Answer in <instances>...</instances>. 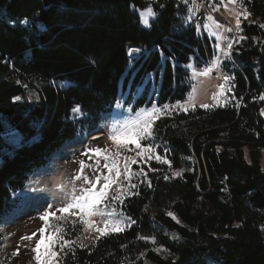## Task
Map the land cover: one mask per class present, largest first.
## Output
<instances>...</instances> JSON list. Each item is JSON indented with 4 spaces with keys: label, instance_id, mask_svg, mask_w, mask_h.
Here are the masks:
<instances>
[{
    "label": "trees",
    "instance_id": "obj_1",
    "mask_svg": "<svg viewBox=\"0 0 264 264\" xmlns=\"http://www.w3.org/2000/svg\"><path fill=\"white\" fill-rule=\"evenodd\" d=\"M199 1L209 12L218 3ZM149 6L157 15L144 29L138 12ZM190 7L191 0H0V264L20 255L5 250L3 234L17 195L55 151L104 122L121 79L128 102L138 93L134 111L151 108L155 94L157 107L185 100L183 66L195 58L201 67L214 55L192 29L198 10ZM244 7L252 15L241 19L239 35L229 33L235 42L222 68L234 79L224 104L171 109L157 120L150 142L170 164L152 162L147 177L132 181L139 194L117 204L136 223L73 244L59 264H264V0ZM135 49L139 58L129 60ZM151 74L149 98L143 82ZM74 106L84 113L77 121ZM5 130L21 137L6 142ZM65 229L70 241L83 233L78 223Z\"/></svg>",
    "mask_w": 264,
    "mask_h": 264
},
{
    "label": "snow or ice",
    "instance_id": "obj_2",
    "mask_svg": "<svg viewBox=\"0 0 264 264\" xmlns=\"http://www.w3.org/2000/svg\"><path fill=\"white\" fill-rule=\"evenodd\" d=\"M185 4L189 3V0H183ZM192 7L189 8V13H193V9H199L201 5L197 4V0H191ZM239 4L242 11L235 12V23L237 30L240 29L242 16L247 20L252 14L244 7V0H218V3L213 6V11H219L220 6H223L226 10L234 11V9H229V5ZM163 7V5H160ZM157 13L153 10L151 6L140 11L141 23L149 26V17H155ZM208 20L212 21L216 27L221 25L209 15ZM254 22V21H253ZM26 23V21H25ZM199 25L197 30H199ZM205 29L208 25L203 26ZM261 28H264V23L260 24ZM227 31L231 32L232 29L229 28ZM212 35H216L215 32ZM220 37L217 36V39ZM241 40L246 39V37L241 36ZM238 42V41H237ZM134 51H139L135 49ZM224 52L226 58H231L233 51V43L229 41L226 48L221 49ZM187 67H192V65H187ZM218 73L217 79L223 81L222 84L217 85L220 90V95H223L225 91V85L234 79L233 76L224 74L220 70L219 60L210 63L208 66L200 70H194V77H209L213 71ZM193 91H195V86H193ZM216 94H213V99L215 100ZM15 100H20L21 97L17 96ZM259 99L264 100V94H262ZM117 108L123 107V105L118 101ZM175 107H180L183 111L187 112L188 108L177 102V105L169 106L167 104L157 107L155 104L151 108H141L135 111V113L123 121H118L111 125L108 131V139L111 141L112 145L115 147V152H111L108 148H90L86 149L83 155H88L93 153L95 157H103L104 163L103 168L107 169V173H104L99 168V160H97L96 171L99 174H95L92 177L84 174V169L88 167L84 161L80 162V172L75 175L70 181L71 187L65 183H58L57 189L58 194L61 195V207L57 208L55 211H51L53 204L49 203L47 208L40 214L39 219L43 221V226L38 229L39 239L36 240L35 246L31 249L34 253V259L36 264H59V254L64 253L67 248L68 251H72V245L74 241L65 239L67 231L65 225L68 229L75 231L77 222L83 226L85 231L93 230L96 235L94 239H99L102 236H107L112 233H122L127 227H131L136 221L132 220L131 217L125 216L122 212H117L116 208L112 206L113 202L123 204L124 191H128L132 195H138L139 192H131V189H136L137 185L130 183V178L133 175H139V173L132 172V165L136 164L137 157L145 160L155 159L158 162L170 164L166 157L156 153V149L159 145L154 143H144L142 141H153L156 136V121L161 119L165 115H171V109ZM203 108H211L212 105L203 104ZM74 112L79 113L81 111L80 107L77 106L73 109ZM129 112L132 109L128 108ZM261 113L264 114V109H261ZM133 146V147H130ZM167 151V149H165ZM134 152L135 155H125L124 153ZM90 159L92 157H89ZM123 160V170H121L120 159ZM143 173V169L140 170ZM152 171H158V169H152ZM173 175L179 176L181 172H175ZM147 177V173H144ZM165 180L169 179L168 176L164 177ZM124 180L129 181V187L125 189L123 184ZM76 181H81V185L77 187ZM149 187H151V182L148 181ZM113 185L116 189H113ZM124 190V191H117ZM110 209V210H109ZM147 210V206L145 207ZM57 212L60 215H57ZM173 219H176L171 212L168 213ZM53 218L56 221H63V224L57 223L56 225H50L49 218ZM104 217L103 226L97 225L94 218ZM177 223L179 221L177 220ZM51 229V231H49ZM48 232L46 235L45 233ZM36 233L31 236L23 237L22 239L32 240ZM175 238V237H174ZM138 239H143L146 242L150 241L155 244V237H145L140 236ZM83 246V245H81ZM157 251H168L164 249L163 246L156 249ZM14 253L13 255H15ZM143 255V253H141ZM175 264V262H174Z\"/></svg>",
    "mask_w": 264,
    "mask_h": 264
},
{
    "label": "rangeland",
    "instance_id": "obj_3",
    "mask_svg": "<svg viewBox=\"0 0 264 264\" xmlns=\"http://www.w3.org/2000/svg\"><path fill=\"white\" fill-rule=\"evenodd\" d=\"M154 1V0H149ZM212 1V0H211ZM218 2V0H216ZM198 5H201L200 1L197 2ZM229 9H234V11L226 10L223 6H220L218 14L219 16L225 20L228 24L233 25L234 33L239 35L240 30H237L235 23V12L242 11V8L239 4L233 6L229 5ZM195 9V8H194ZM212 9V8H211ZM196 10V9H195ZM138 16L140 19V26L144 29L150 28V23L154 20L155 17H149V26L141 23L140 12H138ZM208 16H204L201 23L198 25L199 30L196 33L200 36H206L212 44L214 50V57L208 61L205 65L199 67L197 65V61L195 58H191L190 61L183 67L185 73L188 75V92L185 96V100L180 103L189 109L200 107L202 109H206L201 107L203 104H209L213 106H221L227 99V95L230 92L229 83L225 85V91L223 95H220V90L217 85L222 84L223 81L217 79L218 73L214 70L211 76L209 77H194L193 71L200 70L204 67L208 66L210 63L219 60L220 70L224 74H227L223 70V65L227 62L228 58L225 57L224 52L221 49L226 48L227 43L229 41L232 42V38L229 37V33L232 36L231 32L227 31V28L223 25L220 27H216L212 21L207 19ZM226 17L227 19H224ZM243 17H240V20ZM207 24L208 28L205 29L203 26ZM215 32L216 35H212ZM217 36L220 37L217 39ZM187 65H192V67H187ZM133 75L130 81L134 79ZM153 77V76H152ZM149 79V76H146ZM154 78V77H153ZM122 82L121 79L119 84V96L118 100L123 107L117 108V103L111 112L104 114V122L103 126L106 128L103 131H107L102 133V137L100 140L96 142H90L89 140H83L81 137L77 136L76 138L68 141L60 150H57L51 156L50 163L44 168L37 171L28 186L17 195L18 198V208L14 209L9 215L4 217L3 220V234L7 239V245L5 246V250H9L11 247H16L14 253L20 252L19 257L13 256L11 260H6L3 264H36L34 259V253L31 249L35 246L36 240L39 239V231L38 229L43 226V221L39 219L40 214L47 208L48 204H53V208L51 211H55L57 208L61 207V195L58 194L57 184L65 183L71 187L70 181L75 175H78L80 172V162L84 161L88 167L84 169V174L89 177L94 176L95 174H99L96 171L97 169V160H99V168L104 173H107V169L103 168V157H95L93 153H89L88 155H83L86 149L90 148H108L111 152H115V147L112 145L111 141L108 139V131L111 125L118 121H123L125 118L131 117L136 110L134 111L133 105L135 100L138 98L136 95H133V100L128 102L129 88L130 85L127 86L125 91H122ZM148 84V82H146ZM193 86H195V91H193ZM151 93L149 94V98L153 93V86H150ZM157 88V87H156ZM213 94H216V99H213ZM128 102V104H127ZM156 103V94L153 96V104ZM132 109V112L128 111V108ZM76 108V107H75ZM146 108V107H145ZM264 109V108H263ZM180 110L183 111L180 107H175L172 111ZM73 114H78L80 116V112L76 113L72 111ZM185 112V111H183ZM261 116L264 118V114L261 113ZM150 141H142L141 143H149ZM130 147H133L130 145ZM157 153V151H156ZM125 155L134 156L135 153H124ZM89 157H92L91 159ZM137 163L132 165V172L139 173V175H133L130 178V183L132 184L133 180H139L145 173V168H149L152 162H157L160 164H165L156 161L155 159L145 160L140 157H137ZM121 170H123V160L120 159ZM143 169V173L140 171ZM81 181H76L77 187L81 185ZM123 184L125 189L129 187V181L124 180ZM113 189H116V186L113 185ZM124 191V190H117ZM130 193L128 191H124V197L128 196ZM117 202H113L112 206L116 208L117 212H122L120 207H117ZM120 205V204H119ZM110 210V209H109ZM123 213V212H122ZM124 214V213H123ZM57 215L60 213L57 212ZM97 222V225L103 226L104 217H96L94 218ZM50 225H56L57 223L63 224V221H56L53 218H49ZM78 223V222H77ZM79 224V223H78ZM82 226V225H81ZM83 229V226H82ZM51 231V229H49ZM33 233L36 235L32 240L22 239L26 236H31ZM46 235L48 232L45 233ZM98 235L93 230L85 231L83 229V233L74 240V244H81L84 242H91L94 237ZM67 236L65 235V239ZM6 254V252H5Z\"/></svg>",
    "mask_w": 264,
    "mask_h": 264
},
{
    "label": "water",
    "instance_id": "obj_4",
    "mask_svg": "<svg viewBox=\"0 0 264 264\" xmlns=\"http://www.w3.org/2000/svg\"><path fill=\"white\" fill-rule=\"evenodd\" d=\"M128 54H129L130 58H135L139 55V51L130 50ZM98 139H100V137L94 138V141H96Z\"/></svg>",
    "mask_w": 264,
    "mask_h": 264
},
{
    "label": "built area",
    "instance_id": "obj_5",
    "mask_svg": "<svg viewBox=\"0 0 264 264\" xmlns=\"http://www.w3.org/2000/svg\"><path fill=\"white\" fill-rule=\"evenodd\" d=\"M224 19H227V18H224ZM224 22H225L226 24H228L225 20H224Z\"/></svg>",
    "mask_w": 264,
    "mask_h": 264
},
{
    "label": "clouds",
    "instance_id": "obj_6",
    "mask_svg": "<svg viewBox=\"0 0 264 264\" xmlns=\"http://www.w3.org/2000/svg\"><path fill=\"white\" fill-rule=\"evenodd\" d=\"M193 29V28H192ZM200 108V107H199Z\"/></svg>",
    "mask_w": 264,
    "mask_h": 264
}]
</instances>
